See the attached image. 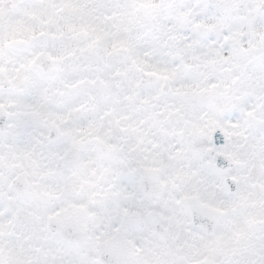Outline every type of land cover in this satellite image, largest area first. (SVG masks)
I'll return each mask as SVG.
<instances>
[{
	"label": "snow or ice",
	"instance_id": "1",
	"mask_svg": "<svg viewBox=\"0 0 264 264\" xmlns=\"http://www.w3.org/2000/svg\"><path fill=\"white\" fill-rule=\"evenodd\" d=\"M0 264H264V0H0Z\"/></svg>",
	"mask_w": 264,
	"mask_h": 264
}]
</instances>
